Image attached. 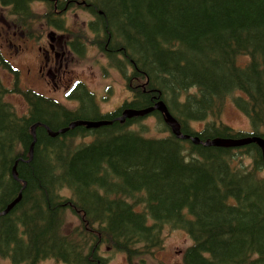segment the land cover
Wrapping results in <instances>:
<instances>
[{
	"label": "trees",
	"instance_id": "16d2710c",
	"mask_svg": "<svg viewBox=\"0 0 264 264\" xmlns=\"http://www.w3.org/2000/svg\"><path fill=\"white\" fill-rule=\"evenodd\" d=\"M0 1L12 8L9 21L33 19L35 0ZM85 1L96 16L102 52L119 69V56L130 62V109L163 101L183 133L203 142L264 138V0ZM53 23L65 29L64 20ZM240 56L249 61L242 65ZM0 67L15 73L1 56ZM15 93L26 100L27 114L8 102ZM229 99L250 119L252 132L221 122ZM127 107L100 117L85 102L76 113L17 83L10 88L0 76V213L22 193L20 203L0 215V260L110 264L101 253L107 246L138 264L137 257L164 248L169 228L193 241L185 264H264L261 147L179 139L158 111L149 117L165 135L146 137L144 117L115 118ZM79 119L113 124L49 135L48 128L59 132ZM191 123L206 125L197 131ZM68 212L78 225H67Z\"/></svg>",
	"mask_w": 264,
	"mask_h": 264
},
{
	"label": "rangeland",
	"instance_id": "374dc122",
	"mask_svg": "<svg viewBox=\"0 0 264 264\" xmlns=\"http://www.w3.org/2000/svg\"><path fill=\"white\" fill-rule=\"evenodd\" d=\"M11 7H4L0 3V55L9 63L13 65L16 69L23 67L22 82L28 87L38 91L47 92V89L41 85V79L37 76V81L32 78L33 74H36V65L40 60L38 46L47 39L48 34L52 33L54 30L49 26V21L55 18V12L53 7L49 6L43 2H35L32 6V11L34 17L32 20L27 22V25L15 27V28H5V20L10 19L9 15L11 13ZM77 12V13H75ZM49 15V16H48ZM48 16V18H47ZM66 22L68 25L67 35L71 40L82 35L85 39L86 49L83 55L77 56L75 61L71 62V70L80 80H84L88 85L89 89L94 91L97 95L103 94L101 99H97L95 96V101L97 105L100 103L102 110L113 111L119 106H121V101L129 94V99H134V94L131 90L134 86L130 87L128 92L123 90L124 82L123 75L121 72L111 64V60L102 52V36L94 35L89 32L86 23L91 20L97 21L95 16H91L85 10H70L65 14ZM42 34H44L43 39L40 41ZM21 35H23L24 40L31 41V45H26L27 54L22 57L21 53L15 50L14 45L20 44ZM10 43L13 45L10 46ZM249 61V57L240 56L239 62L244 65ZM123 64L122 62L119 65ZM31 71V73H29ZM132 71L130 70V73ZM0 76L3 82L11 87L15 82V76L13 73H9L0 67ZM44 81V80H43ZM45 82V81H44ZM110 87V91L107 93V88ZM49 89V88H48ZM54 98L58 100L63 106L74 108L75 103L71 101H65L60 93H53ZM110 99V100H109ZM8 102L12 104V107L19 114H27V106L23 99L20 97H10L7 99ZM107 100L109 102L105 103ZM231 99L228 100L225 110L222 115L221 122L229 125L237 131L251 132L252 124L250 119L239 111ZM94 114V112L92 111ZM83 114H90L89 111ZM96 113L93 115L95 116ZM160 122L157 118H144L141 121V125L148 128L146 137H155L165 134L157 133L156 128L159 126ZM205 123H191L193 129L197 131L204 130ZM140 126H134V129H138ZM25 186V183H24ZM64 194H69V191L63 192ZM22 194V193H20ZM16 200V199H15ZM14 200V201H15ZM13 201V202H14ZM16 207V206H15ZM14 207V208H15ZM66 223L68 226L78 225L79 219L73 216L72 213H67ZM164 248L154 255H143L136 258L138 264H185L184 257L186 251L193 245L192 239L183 231H175L166 228L164 231ZM104 257L110 259L111 264H128L127 258L123 253H115L104 246L102 251ZM141 260H144L143 262ZM0 264H11L10 261L0 260ZM39 264H65L53 259H45Z\"/></svg>",
	"mask_w": 264,
	"mask_h": 264
},
{
	"label": "flooded vegetation",
	"instance_id": "af4514ba",
	"mask_svg": "<svg viewBox=\"0 0 264 264\" xmlns=\"http://www.w3.org/2000/svg\"><path fill=\"white\" fill-rule=\"evenodd\" d=\"M75 6H78L80 8H87L88 5L84 0H67L63 4H56L55 12L59 15H62L64 13H68L69 9ZM90 15L93 16L92 14ZM85 26L87 27L89 32L97 36V34L93 31L90 23H86ZM51 28L54 31L52 33H49L47 39L38 46V51L40 52V60L36 65V74L32 75V78L35 80H37V76L42 78L41 85H43V87L47 89V92L40 93L53 99H55L54 95L51 94L50 91L55 94L60 93L61 97L65 101H71L75 103L73 112H77V109H84L85 102H90V104L92 105V110H94V112L98 116H100L101 114L104 116L111 115L119 111V108H123L126 104H128V107L126 109H130L129 94L122 99L121 106L116 108L117 110L115 109V112H113L114 110L109 111V109L102 110L100 103L97 105L95 96L97 99H101L103 97V94L97 95L94 91L89 89L86 82L84 80H80L78 75L76 76L74 74V71L70 69L71 62L75 61V58L77 57L74 51V46L77 45V49L79 51L85 49L84 37L82 35H79L78 37L71 40L67 35V31L65 29L61 30L56 25H53ZM43 37L44 34H42L40 41L43 39ZM31 44V41L24 40L23 35H21L20 44L16 45V50L17 52L21 53L23 57L27 54L25 46ZM120 59L124 61V57L120 56ZM118 70L121 72V75L124 76L123 79L125 80V82L123 90L128 92L130 90V62H126V64H123L121 69ZM29 73H31V71H29ZM18 79L22 84L23 82L21 76H19ZM106 91L108 93L110 91V87L107 88ZM109 100H107L105 103L109 102ZM122 112L115 118L119 119L122 116ZM118 122L120 121L118 120Z\"/></svg>",
	"mask_w": 264,
	"mask_h": 264
},
{
	"label": "water",
	"instance_id": "95a60500",
	"mask_svg": "<svg viewBox=\"0 0 264 264\" xmlns=\"http://www.w3.org/2000/svg\"><path fill=\"white\" fill-rule=\"evenodd\" d=\"M155 111H158L164 115L165 122L166 124L170 127L172 134L176 136L179 139L182 140H191L194 144H203L206 147H227V148H238V147H244L248 146L251 144H258L259 147H261L262 152H263V158H264V138L260 136H250L242 140H226V139H214V140H209L207 142H203L200 140L199 137H193L189 134H184L182 131V126L180 122L170 113L167 105L165 102L161 101L158 102L154 107L146 109V110H133V109H128L124 111L122 117H121V122H125L128 119H133L135 117H145ZM112 122L109 121H88V120H77L75 122H72L69 127L60 130L59 132H54L51 129L48 128L49 135L51 137H57L59 135H64L66 132H68L70 129H75L77 127H86L88 130L91 129H98L103 126H107L111 124ZM40 124H36L32 127V135L35 138L34 142L31 145L30 148V159L29 161L33 160L34 157V148L35 144L37 142V134H36V128ZM17 165L18 162L15 164L13 168V176L16 179L18 177L17 173ZM22 200V194L19 195V197L9 204L7 208L0 213V215H8L15 206H17L20 201Z\"/></svg>",
	"mask_w": 264,
	"mask_h": 264
},
{
	"label": "bare ground",
	"instance_id": "6f19581e",
	"mask_svg": "<svg viewBox=\"0 0 264 264\" xmlns=\"http://www.w3.org/2000/svg\"><path fill=\"white\" fill-rule=\"evenodd\" d=\"M96 17V16H95ZM102 21V20H101ZM100 31V30H99Z\"/></svg>",
	"mask_w": 264,
	"mask_h": 264
}]
</instances>
